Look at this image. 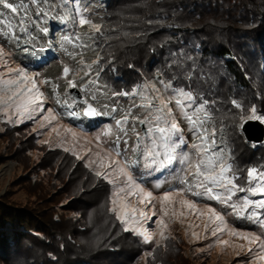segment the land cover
Returning <instances> with one entry per match:
<instances>
[{
	"label": "snow or ice",
	"instance_id": "obj_1",
	"mask_svg": "<svg viewBox=\"0 0 264 264\" xmlns=\"http://www.w3.org/2000/svg\"><path fill=\"white\" fill-rule=\"evenodd\" d=\"M89 8L90 5L83 4L82 0H59V3L57 0H0V66L9 74L8 79H3V73H0V84L11 92V95L0 101L5 105L4 111L14 108L16 115L27 119H34L38 113L46 111V115L40 116L42 127L44 122L51 124L52 121H59L62 115L76 119L111 116L113 123L106 125L95 136L98 142L103 139V146L95 153L96 159L90 160L86 166L95 164V176L113 186L110 199L112 207L109 211L125 224L124 231L130 230L127 226L130 223L137 225L131 230L142 236L145 243H151L157 232L150 231L144 225L155 216L157 219L152 223L160 229V238L167 239L164 233L168 226L165 217L183 215L182 211H177L176 205L180 209L196 210L199 216L205 214L199 210L196 200L187 198L186 194H191L217 201L230 208L237 218L257 225L261 230L259 234L237 230L227 225L223 213L209 205L204 206L208 214L206 231L215 225L211 230L213 237L227 231L229 236L247 242V252L254 260H264V211H260L264 210V198H251L264 197V170L250 167L246 170V184L237 183L241 179V169L235 163L229 143L225 141L226 133L230 137L247 140L245 125L250 121L264 124V109L258 110L256 104L246 99L232 98L230 104L237 111L230 110V116L225 114V118L231 121L230 131L223 124L217 128L211 107L215 101L202 95L201 81L205 74L202 69H198L194 58L185 52L171 53L172 59L167 69L158 71L155 79L145 80L129 91L111 92V97H132L133 101L127 108L115 101L111 106L100 103L99 70L93 76L92 66L98 65L102 57L97 52L96 59L86 64L83 52L94 45L99 46L97 42L105 33L101 31L100 24L89 18ZM52 19L65 26L66 30L62 31L57 42L63 54L76 65L65 63L63 66L66 78L72 73V78L66 80V88L77 89L79 78V90L85 95L84 99L78 100L66 91L62 97L57 91L59 85H56L52 95L55 97L54 103L64 109L63 113L53 108L45 110L44 102L48 97L37 87L36 78L40 73H30L26 66L11 67L9 62L13 53L7 47L11 43L30 63H45V53L53 47L52 41H48L45 47L39 44L33 33L38 28L49 35L48 22ZM85 25L90 31L78 30ZM123 35L127 36L128 33ZM188 61L192 63L188 64ZM81 71L83 75H80ZM39 83L47 84L49 81L41 79ZM181 122L186 127H181ZM64 130L73 138L79 134L72 127ZM51 131L57 132V128L53 127ZM186 133H190L193 138L191 144ZM141 168L147 175L159 173L164 176L166 172L169 173L171 180L166 178L153 186V189H160L163 184H167L168 190L154 196L153 191L148 190L136 176V170ZM173 184L177 186L173 187ZM237 193L246 195L234 200ZM133 196L143 208L130 205L129 198ZM149 205L151 216L144 210ZM217 221L220 223L217 224ZM155 242L159 246L160 241ZM218 242L223 245L229 243ZM236 247L244 249L243 244Z\"/></svg>",
	"mask_w": 264,
	"mask_h": 264
},
{
	"label": "trees",
	"instance_id": "obj_2",
	"mask_svg": "<svg viewBox=\"0 0 264 264\" xmlns=\"http://www.w3.org/2000/svg\"><path fill=\"white\" fill-rule=\"evenodd\" d=\"M92 1L89 18L106 26L101 30L105 36L97 42L99 46L85 50L83 58L92 62L97 52L101 54L99 64L93 65L94 72L99 70L98 81L107 91L105 101L110 106L116 100L111 92L129 91L145 80L155 79L158 71L167 69L173 52L187 53L203 70L202 95L215 101L211 107L217 125L219 120L225 121V112L235 111L230 104L232 98H243L256 106L264 102L260 85L264 82V0ZM114 25L117 27L112 29ZM33 34L44 45L45 34L36 29ZM73 62L58 48L45 63L34 64L33 68L41 72L42 78H51L59 85L64 64L73 66ZM87 120L95 123L96 119ZM245 144L249 146L246 154L240 152L244 147H233L234 155L241 159H235L242 167L241 177L246 175V167L264 166V144L247 140ZM91 183L86 181L75 188L69 206L75 207L72 200L77 198L80 206L87 207L82 195ZM45 210H27L0 199V255L4 261L12 256L22 264H119L124 251L117 253L114 244L89 251L71 241L76 237L75 228L62 225ZM82 210L79 208L78 213L84 215ZM7 230L11 236H7Z\"/></svg>",
	"mask_w": 264,
	"mask_h": 264
},
{
	"label": "rangeland",
	"instance_id": "obj_3",
	"mask_svg": "<svg viewBox=\"0 0 264 264\" xmlns=\"http://www.w3.org/2000/svg\"><path fill=\"white\" fill-rule=\"evenodd\" d=\"M92 2V0H82L83 4L90 5V7L93 5ZM57 3H59V0ZM48 26L50 33L45 35L44 45L47 47V42L51 40L53 47L45 53L46 59L51 57L53 51L60 48L57 41L62 31L66 30L65 26L55 19L50 20ZM68 27L70 28L71 26L69 25ZM116 27L117 25H114L111 28L115 29ZM103 29H106V26H102L101 30ZM36 30L39 31L38 28ZM78 30L81 32L90 31L87 25ZM116 38L117 36L113 37V39ZM9 48L8 46V50L13 53L12 60L9 62L11 67H16L17 65L26 66L30 73H40V76L36 78L37 87L48 97L44 102L45 110L53 108L55 111L63 113L64 109L54 103L55 97L52 95L53 89L57 84L51 78H42L41 72L33 68L34 63H30L23 53H20L15 48ZM85 63L90 64L91 61H85ZM72 65L76 66L75 62ZM92 72L94 76V66H92ZM0 73H3V79L9 78V74L6 73L2 66H0ZM80 75H83L82 71ZM70 78H72L71 72L67 78L63 74L62 80L59 82L57 91L62 97L69 90L66 88V80ZM41 79H46L49 83L40 84L39 80ZM79 83V78H77L78 90ZM262 83L260 82V85L264 89V84ZM28 86L31 87V85ZM99 86L100 93H98V97L100 103H107L105 101L107 91L104 90L100 83ZM92 90L95 91V87ZM80 93L84 99V92L80 91ZM8 95H11V92L7 91L3 84H0V101ZM132 101V97L122 96H117L115 100L119 106L125 108ZM4 108L5 105L0 102V199L4 200L5 198L9 203L25 207L27 210L35 209L41 211V209L46 208L47 211L52 213V217L55 220L59 219L62 222V225L75 228L76 237L71 238V241L80 243L89 251L107 249V247L114 244V249L117 253L125 252L124 256L119 258V264H264V260H254L253 256L247 252L248 244L246 241L229 236L227 231L218 233L216 237H213L211 230L215 225H211L207 231L205 230L208 214L204 206L209 205L224 214V220L229 227H234L240 231H254L258 234L261 231L252 221L237 218L227 206L204 197H194L191 194H186L188 199L197 201L199 210L205 213L203 216H199L196 210L180 209V206L176 205L177 211H182L183 215L171 218L165 217V223L168 226L164 229V233L167 239L160 238V229L152 223V221L157 219L155 216L144 225L150 231L157 232L155 239L151 243H145L142 236L131 230L137 225L130 223L127 225L130 230L124 231L125 224L116 219L115 213L109 211L112 207L110 199L114 191L113 186L106 180L95 176V164L91 167L86 166L90 160L96 159L95 153L103 146V139L98 142L95 136L106 125L113 123L111 116L92 117L96 120L95 123H91L87 120L89 118L80 117L76 119L62 115L59 121H52L51 124L44 122L42 127L40 116L46 115V111L38 113L34 119H27L16 115L14 108H10L7 112L4 111ZM257 108L258 110L264 109V102L260 106L257 105ZM235 111L237 110L235 109ZM225 114L230 116L231 112H225ZM225 114L222 116L225 121L219 120L220 125H217L218 122L216 121L217 128L222 124L225 125L226 122H231L225 118ZM53 127L57 128V132L51 131ZM66 127H72L79 134L73 138L70 133L64 130ZM181 127H186V125L181 122ZM228 128L230 131L229 125ZM186 138L189 144L193 142L190 133H186ZM44 141L48 142L45 143ZM225 141L229 143L233 155L234 146H237L238 150L244 147L240 152L247 153L249 146L245 144L243 137H230L226 133ZM248 142L264 144V139L260 142ZM66 148L68 151H65ZM240 152H238V155L242 158L243 156L240 155ZM234 158L241 161L236 154ZM174 167H178V165ZM250 167L243 169V174H246V170ZM239 168L241 169L242 167L239 166ZM257 168L264 170V166H258ZM136 176L148 190L153 191L154 196L168 190L167 184H163L160 189H153L155 183L162 182L166 178L171 180V175L167 172L164 176L159 173L147 175L142 168L136 170ZM86 181L94 182V184L91 183L85 187L86 192H83L82 195L85 202L87 199V207L85 205L80 206L77 198L72 200V203L77 205L75 207L69 206V199H71L72 193L75 192V188H79L82 184L84 185ZM246 182V175H242L241 179L237 181V183L243 184H246ZM176 186L173 184V187ZM244 195L246 193H237V196L233 199L236 200ZM251 198L261 199L264 197L254 196ZM129 203L135 208L144 207L136 203L135 196L129 198ZM150 207L149 205L148 208H144L149 216H151ZM79 208L84 210V215L78 213ZM156 210H159L158 204ZM216 223L219 224L220 222L217 221ZM6 234L11 236L12 232L7 230ZM156 240L160 241L159 246H157ZM218 240L228 241L229 243L223 245ZM241 244L244 245L243 250L236 247ZM2 257L4 256L0 255V264H22L23 262L12 256L4 261Z\"/></svg>",
	"mask_w": 264,
	"mask_h": 264
},
{
	"label": "water",
	"instance_id": "obj_4",
	"mask_svg": "<svg viewBox=\"0 0 264 264\" xmlns=\"http://www.w3.org/2000/svg\"><path fill=\"white\" fill-rule=\"evenodd\" d=\"M68 93L76 96L78 100H82L81 93L78 89H69ZM245 136L247 141L260 142L264 139V124L257 121H250L245 125Z\"/></svg>",
	"mask_w": 264,
	"mask_h": 264
}]
</instances>
